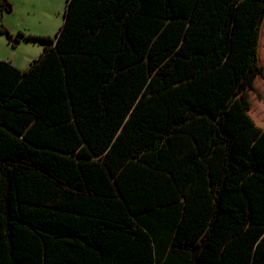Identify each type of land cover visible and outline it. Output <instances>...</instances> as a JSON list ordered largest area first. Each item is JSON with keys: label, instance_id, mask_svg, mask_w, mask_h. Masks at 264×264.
<instances>
[{"label": "trees", "instance_id": "obj_1", "mask_svg": "<svg viewBox=\"0 0 264 264\" xmlns=\"http://www.w3.org/2000/svg\"><path fill=\"white\" fill-rule=\"evenodd\" d=\"M63 17L54 36L0 26L43 44L25 69L0 59V264H264V0Z\"/></svg>", "mask_w": 264, "mask_h": 264}, {"label": "rangeland", "instance_id": "obj_2", "mask_svg": "<svg viewBox=\"0 0 264 264\" xmlns=\"http://www.w3.org/2000/svg\"><path fill=\"white\" fill-rule=\"evenodd\" d=\"M11 10L0 9V26L7 28L12 37L17 31L35 35L54 36L63 23L66 0H9ZM264 21V19H263ZM262 21V22H263ZM43 50V44L37 40L20 39L18 42L9 40L5 33H0L1 56H26L29 61L37 58ZM258 62L262 66L263 75L258 76L255 92L262 97L260 89L264 85V50L258 47ZM259 87V89L257 88ZM264 98V97H263ZM249 114L259 126L260 121L255 117L260 113L264 124V105L251 99ZM264 102V101H263ZM263 105V106H262Z\"/></svg>", "mask_w": 264, "mask_h": 264}, {"label": "crops", "instance_id": "obj_3", "mask_svg": "<svg viewBox=\"0 0 264 264\" xmlns=\"http://www.w3.org/2000/svg\"><path fill=\"white\" fill-rule=\"evenodd\" d=\"M0 59L8 60L20 69H25L30 62L28 59H26V56H15V55H13V56L4 57V56L0 55ZM257 79H258V76L254 79L253 88L249 89V91H248L249 92V98L251 101V99L254 97L257 100V102L260 103L259 105H261V104L264 105V102H263L264 101V98H263L264 97V85H263V87L261 86V89H260L262 97H259L258 93L255 92V86H257V83H256ZM257 88L259 89V87H257ZM252 108H253V106H252ZM252 108H250V109H252ZM255 117L258 119V121H260L259 122V124L261 125L260 127H262L264 129V124H263V120L260 116V113L259 114L257 113Z\"/></svg>", "mask_w": 264, "mask_h": 264}]
</instances>
